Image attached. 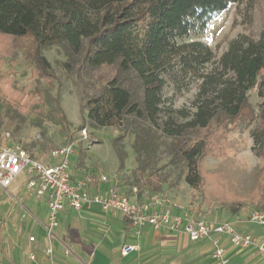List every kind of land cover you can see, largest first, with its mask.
Returning <instances> with one entry per match:
<instances>
[{"label":"trees","instance_id":"obj_1","mask_svg":"<svg viewBox=\"0 0 264 264\" xmlns=\"http://www.w3.org/2000/svg\"><path fill=\"white\" fill-rule=\"evenodd\" d=\"M260 0H0V104L26 115L42 101L59 112L60 103L45 90L19 87L12 68L2 62L25 49L38 74L55 77L43 50L58 45L75 54L72 76L86 83V118L96 127L115 126L113 139L124 167L123 139L134 134L137 187L160 188L155 174L158 130L176 136L174 155L185 164L186 182L201 190L203 202L238 213L251 203L264 211V166L248 195L229 190L205 166L208 156L223 157L245 140L230 133L244 131L255 119L249 91L263 98L253 134L256 153L264 159V29L259 38L243 33L222 54L200 40L180 39L205 31L232 4L251 23ZM216 63L204 73L206 64ZM180 66V68H177ZM201 78L200 94L214 93L197 106L193 117L178 123L160 121L162 91L168 80ZM86 77V78H85ZM187 115V114H186ZM185 115V116H186ZM5 113L0 111V126ZM120 141V145H116ZM27 150L30 149L22 144ZM31 152V151H30ZM34 155V154H33ZM85 151L78 164L83 166ZM35 156V155H34ZM147 173V174H146Z\"/></svg>","mask_w":264,"mask_h":264},{"label":"rangeland","instance_id":"obj_2","mask_svg":"<svg viewBox=\"0 0 264 264\" xmlns=\"http://www.w3.org/2000/svg\"><path fill=\"white\" fill-rule=\"evenodd\" d=\"M260 6L256 8L254 19L251 23L245 22L236 4H232L227 10L216 17L201 33H193L189 37L180 39L200 40L211 46L220 55L226 51L230 42L241 34H251L259 38L264 29V0H260ZM55 70V77L46 79L38 74L36 65L32 62L25 49H19L14 57L2 62L4 69L12 68L16 73V81L19 87H28L30 90H45L53 96V105L60 103L66 116L65 123L59 112L50 110L51 103L42 98L33 110L26 115H18L12 110H7L0 104V111L5 113L4 123L0 126V141H4V133L10 132L12 140L27 146L37 158L45 161L51 160V152L67 143L78 140L81 130L87 129L88 139L76 144L74 161L79 160L81 151H85L83 166L89 170V174L101 175L107 173L113 176V167L119 157L115 151L113 139L118 136L120 130L115 126L96 127L94 122L86 118L87 109L84 107L88 90L86 83L76 80L72 76L75 54L58 45L46 47L43 50ZM216 63L206 64L202 72H211ZM177 68H180L178 66ZM86 78V77H85ZM201 78L187 76L176 83L168 80L162 91V106L165 109L160 113V121L171 117L178 123H184L193 117L197 106L206 98L211 100L214 93L208 90V95L200 94ZM249 101L255 111L254 121L244 131H233L230 134L240 140H245L237 149L230 150L223 157L208 156L205 166L210 172L217 173L225 186L240 195H248L256 184L259 171L264 166V159L256 153L257 141L253 134L258 128V115L263 98L259 97L257 89L249 91ZM187 114V115H186ZM186 115V116H185ZM158 148L155 161V174L159 179L160 188L141 189L153 190L165 195H175L185 200L188 208L198 210L205 214L209 210L224 212L225 208L219 202H203L201 190H195L185 180L187 164L174 155L176 136L167 135L162 130L157 131ZM134 134H129L123 139L124 167L127 171L125 178L133 186H137L135 172L138 166L137 152L133 147ZM121 142H117V146ZM73 170L74 167L71 166ZM85 174H87L84 171ZM147 174V173H146ZM23 173L12 186L14 189L26 178ZM139 186V185H138ZM131 188L130 192L133 193ZM174 196V197H175ZM175 197V198H176ZM178 198H176L178 200ZM179 199V200H180ZM191 206V207H190ZM247 209H260L249 203ZM192 211V210H191Z\"/></svg>","mask_w":264,"mask_h":264},{"label":"crops","instance_id":"obj_3","mask_svg":"<svg viewBox=\"0 0 264 264\" xmlns=\"http://www.w3.org/2000/svg\"><path fill=\"white\" fill-rule=\"evenodd\" d=\"M117 163L116 159L113 176L89 174V170L80 166L78 161L72 172L76 179L88 176L92 191H107L117 186L136 200L146 201L154 191L137 186L132 188L125 178L127 171L119 170ZM102 176L108 179L104 181ZM27 178L14 189L12 186L17 179L8 189L0 186V264H216L212 256L216 241L227 249L230 264H264V256L256 247H235L227 236L216 232L193 241L185 232L157 230L147 224L137 234L136 228L121 211L104 210L98 205L85 206L82 211H63L59 215L56 236L50 239L44 226L48 219L47 202L26 193ZM169 196L180 206L188 208L185 200ZM172 210L182 213L183 208L173 207ZM190 210L210 221H230L242 233L264 234V228L250 220L252 209L244 208L235 214L226 209L218 213L209 210L205 214ZM31 236L35 239L30 240ZM124 244H134L137 248L122 255ZM50 248L52 252H48ZM67 250H70L69 254Z\"/></svg>","mask_w":264,"mask_h":264},{"label":"built area","instance_id":"obj_4","mask_svg":"<svg viewBox=\"0 0 264 264\" xmlns=\"http://www.w3.org/2000/svg\"><path fill=\"white\" fill-rule=\"evenodd\" d=\"M88 139L87 129L81 130L80 138L62 145L51 152V160L45 161L34 156L21 143L12 140L10 132L4 133L0 141V186L8 189L23 173L28 176L25 191L48 205V219L44 224L48 238L56 236L59 215L67 210L82 211L85 206L98 205L104 210L121 211L136 228L137 234L145 225L154 229H168L185 232L193 241L210 237L216 232L227 236L235 247H256L264 256V234L252 235L238 231L230 221L215 222L199 217L188 208L180 206L169 196L153 192L146 201H138L129 192L121 191L117 186L104 191H92L88 176L74 177L71 166L74 165L76 144ZM107 180V176H102ZM183 208L182 213H174L172 208ZM250 220L264 228V211L252 209ZM31 236L30 240H34ZM137 245L124 244L122 255H128ZM48 252H52L50 248ZM67 254L70 250L66 251ZM212 256L216 264H230L227 249L215 242ZM34 257V256H32Z\"/></svg>","mask_w":264,"mask_h":264}]
</instances>
